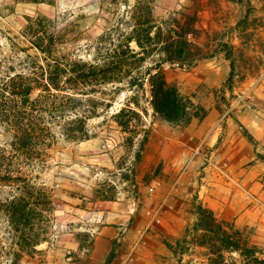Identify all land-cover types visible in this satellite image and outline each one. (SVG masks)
Returning a JSON list of instances; mask_svg holds the SVG:
<instances>
[{"label":"rangeland","instance_id":"1","mask_svg":"<svg viewBox=\"0 0 264 264\" xmlns=\"http://www.w3.org/2000/svg\"><path fill=\"white\" fill-rule=\"evenodd\" d=\"M50 1L0 0V60L16 51L19 58L35 54L22 36L29 17L47 16L61 29L68 14V23L84 32L61 52L93 62L97 38L108 28H128L126 12L137 3ZM142 1L158 21L172 12H179L182 22L186 15L196 16L199 42L212 56L192 66L163 67L166 81L184 98L183 117L167 122L153 108L146 72L155 69V52L131 74H117L113 83L82 85L78 92L87 95L77 97L85 109L96 110L87 122L89 139L59 136L43 167L33 171L24 165L39 176L53 203L45 240L21 244L0 212V264H107L113 256L110 264H214L218 254L226 264H249L228 253L214 233L196 229L199 207L264 259V0H249L255 9L246 33L236 26L248 2ZM119 15L126 19L118 22ZM220 41L234 46L231 89L225 85L230 62L218 51ZM131 47L140 52L134 42ZM13 65L14 72L27 71L18 61ZM11 142L12 134L0 123L3 170L8 161L2 155ZM10 184L0 180V201L16 194Z\"/></svg>","mask_w":264,"mask_h":264},{"label":"trees","instance_id":"2","mask_svg":"<svg viewBox=\"0 0 264 264\" xmlns=\"http://www.w3.org/2000/svg\"><path fill=\"white\" fill-rule=\"evenodd\" d=\"M22 1L53 3L50 0ZM235 1L241 5L248 2L246 15L236 26L246 33V26L255 8L249 0ZM133 8L126 12L130 14L126 20L128 28H108L97 38L95 50L98 55L93 62H86L72 52H61L60 47L68 42L75 43L84 32L78 30L74 22L68 23V14L62 17L67 25L61 29L57 28L55 19L44 15L29 17L22 36L30 42L35 54L19 58V51H16L8 59L0 60V123L12 134L11 150L2 155L3 160L8 161L5 170L1 168L4 164L0 160V180L14 185L16 193L11 199L0 201V212L23 245L37 246L45 240L46 226L50 221L47 215L53 211L49 194L38 183L39 176L30 175L24 165L33 171L43 167L48 150L59 136L70 141L89 139L87 122L96 115V110L95 106L90 110L85 109V101L77 97L87 95L78 92L82 85L89 82L113 83L117 74H131L132 70L139 69L136 67L142 65L147 56H153L155 52L158 56L155 69L146 72L152 105L164 120L175 123L184 115V98L166 81L163 67L192 66L202 58L212 57L206 54L199 42L202 32L196 26V16L186 15L187 19L182 22L178 17L179 12H172L169 18L158 21L147 2L145 4L137 0ZM123 16L119 15L118 22L126 19ZM157 21L160 24H156ZM132 42L140 52H135L131 47ZM219 46L222 49L218 51L225 53L230 62V73L225 85L231 89L237 64L234 46L225 41H220L217 48ZM9 61L7 70H4ZM17 61L27 71L14 72L13 64ZM10 71L13 74L9 75ZM124 112L125 109H122L116 117ZM207 214L208 221L205 220ZM196 229L214 233L215 239L228 253L245 257L249 264H264V259L258 258L253 248L233 237L203 207L198 208ZM113 258H109L107 264ZM213 261L214 264H226L222 254H218Z\"/></svg>","mask_w":264,"mask_h":264}]
</instances>
